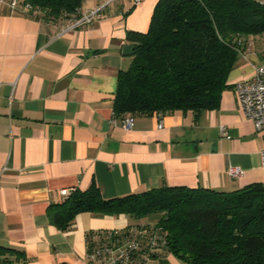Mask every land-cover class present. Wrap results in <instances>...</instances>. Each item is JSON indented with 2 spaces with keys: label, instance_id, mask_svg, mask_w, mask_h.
<instances>
[{
  "label": "crops",
  "instance_id": "1",
  "mask_svg": "<svg viewBox=\"0 0 264 264\" xmlns=\"http://www.w3.org/2000/svg\"><path fill=\"white\" fill-rule=\"evenodd\" d=\"M157 1L82 0L83 12H98L71 27L74 18L50 21L24 0H0V247L20 255L5 252L12 264H92L87 233L150 220L82 211L62 229L49 206L64 199V189L94 182L112 198L161 185L264 184L262 134L234 92L264 62V33L240 38L216 108L135 114L128 128L121 121L127 114H114L118 72L132 62L133 54L123 53L132 46L126 34L147 30ZM230 166L242 175L230 177ZM146 264L189 263L161 251Z\"/></svg>",
  "mask_w": 264,
  "mask_h": 264
},
{
  "label": "trees",
  "instance_id": "2",
  "mask_svg": "<svg viewBox=\"0 0 264 264\" xmlns=\"http://www.w3.org/2000/svg\"><path fill=\"white\" fill-rule=\"evenodd\" d=\"M50 21L79 16L82 0H24ZM264 33V0H158L145 32L128 31L132 62L117 75L113 111L152 114L216 108L240 51V38ZM159 214L163 251L189 264H264V184L234 190L161 185L105 198L92 182L49 206L66 229L75 215ZM91 242L93 233H87ZM0 247V264H12ZM154 254L152 258H156Z\"/></svg>",
  "mask_w": 264,
  "mask_h": 264
},
{
  "label": "built area",
  "instance_id": "3",
  "mask_svg": "<svg viewBox=\"0 0 264 264\" xmlns=\"http://www.w3.org/2000/svg\"><path fill=\"white\" fill-rule=\"evenodd\" d=\"M135 3L141 0H134ZM18 0H10L15 6ZM26 7H30L25 4ZM98 10H79L71 27L90 22ZM234 92L243 115L252 121L256 131L261 132L263 146L259 152L261 166L264 167V62L253 66L249 79L234 84ZM126 128L133 124L134 116L127 114L121 118ZM161 121L158 127H161ZM222 134L228 137L224 126H220ZM228 175L236 178L243 170L238 166H230ZM73 190V189H72ZM71 190H62L65 196ZM167 232L157 224L132 225L125 229H115L92 237L87 252V260L92 264H146L155 254L157 257L166 244Z\"/></svg>",
  "mask_w": 264,
  "mask_h": 264
},
{
  "label": "water",
  "instance_id": "4",
  "mask_svg": "<svg viewBox=\"0 0 264 264\" xmlns=\"http://www.w3.org/2000/svg\"><path fill=\"white\" fill-rule=\"evenodd\" d=\"M123 53L124 54H133V47L131 45H124L123 46Z\"/></svg>",
  "mask_w": 264,
  "mask_h": 264
},
{
  "label": "rangeland",
  "instance_id": "5",
  "mask_svg": "<svg viewBox=\"0 0 264 264\" xmlns=\"http://www.w3.org/2000/svg\"><path fill=\"white\" fill-rule=\"evenodd\" d=\"M149 217H150V220L148 221V224L149 223L156 224V222L158 221V218H159V214H152V215H149Z\"/></svg>",
  "mask_w": 264,
  "mask_h": 264
}]
</instances>
